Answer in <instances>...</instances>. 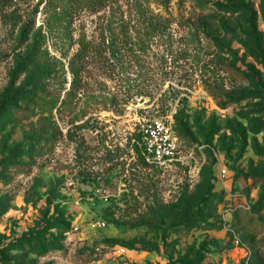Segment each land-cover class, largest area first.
Listing matches in <instances>:
<instances>
[{
  "label": "rangeland",
  "instance_id": "obj_1",
  "mask_svg": "<svg viewBox=\"0 0 264 264\" xmlns=\"http://www.w3.org/2000/svg\"><path fill=\"white\" fill-rule=\"evenodd\" d=\"M263 9L0 0V264H264Z\"/></svg>",
  "mask_w": 264,
  "mask_h": 264
},
{
  "label": "built area",
  "instance_id": "obj_2",
  "mask_svg": "<svg viewBox=\"0 0 264 264\" xmlns=\"http://www.w3.org/2000/svg\"><path fill=\"white\" fill-rule=\"evenodd\" d=\"M140 145L147 160L156 166L180 161L179 138L168 120H145L140 127Z\"/></svg>",
  "mask_w": 264,
  "mask_h": 264
},
{
  "label": "trees",
  "instance_id": "obj_3",
  "mask_svg": "<svg viewBox=\"0 0 264 264\" xmlns=\"http://www.w3.org/2000/svg\"><path fill=\"white\" fill-rule=\"evenodd\" d=\"M239 11H243V12H245L247 14V16H248V23H249L248 28L250 29L251 33L252 32H256L257 31V28H256L255 14L253 13V11L251 9L249 10L245 6H242V8ZM263 14H264V9H263ZM83 50H81V51L83 52ZM77 56L80 57V55H77ZM83 57H84V55H83ZM83 57H81L79 59H83ZM73 73H74V78H73L72 85L73 86L74 85L76 86L78 84V81H80V75H79L80 73H78V71L73 72Z\"/></svg>",
  "mask_w": 264,
  "mask_h": 264
},
{
  "label": "water",
  "instance_id": "obj_4",
  "mask_svg": "<svg viewBox=\"0 0 264 264\" xmlns=\"http://www.w3.org/2000/svg\"><path fill=\"white\" fill-rule=\"evenodd\" d=\"M141 102H144V99H141Z\"/></svg>",
  "mask_w": 264,
  "mask_h": 264
}]
</instances>
